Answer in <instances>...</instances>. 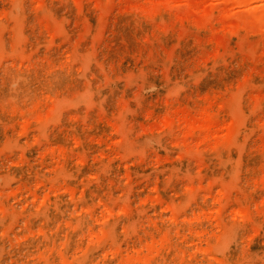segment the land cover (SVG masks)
Listing matches in <instances>:
<instances>
[{
  "label": "rangeland",
  "instance_id": "obj_1",
  "mask_svg": "<svg viewBox=\"0 0 264 264\" xmlns=\"http://www.w3.org/2000/svg\"><path fill=\"white\" fill-rule=\"evenodd\" d=\"M0 264H264V0H0Z\"/></svg>",
  "mask_w": 264,
  "mask_h": 264
}]
</instances>
